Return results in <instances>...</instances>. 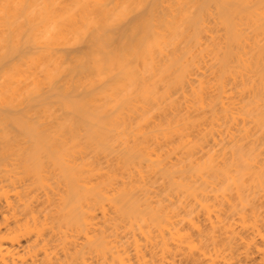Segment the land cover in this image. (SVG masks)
I'll return each instance as SVG.
<instances>
[{"label": "bare ground", "instance_id": "bare-ground-1", "mask_svg": "<svg viewBox=\"0 0 264 264\" xmlns=\"http://www.w3.org/2000/svg\"><path fill=\"white\" fill-rule=\"evenodd\" d=\"M0 264H264V0H0Z\"/></svg>", "mask_w": 264, "mask_h": 264}]
</instances>
